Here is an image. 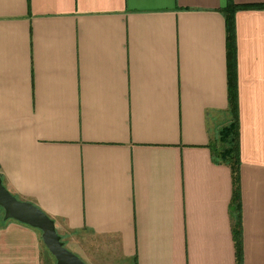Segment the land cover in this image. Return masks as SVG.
Instances as JSON below:
<instances>
[{
	"label": "crops",
	"instance_id": "0c3cea01",
	"mask_svg": "<svg viewBox=\"0 0 264 264\" xmlns=\"http://www.w3.org/2000/svg\"><path fill=\"white\" fill-rule=\"evenodd\" d=\"M228 1L0 0V177L85 264H264V0H232L237 204L212 154ZM40 240L0 215V264Z\"/></svg>",
	"mask_w": 264,
	"mask_h": 264
},
{
	"label": "trees",
	"instance_id": "16d2710c",
	"mask_svg": "<svg viewBox=\"0 0 264 264\" xmlns=\"http://www.w3.org/2000/svg\"><path fill=\"white\" fill-rule=\"evenodd\" d=\"M244 6L236 5L232 0L228 1V11H226V27L228 31V50H229V113L230 122L219 132L218 140L213 141L212 154L216 161L228 164L231 167L232 179L234 182L233 202L238 201V166H239V131L238 113L236 103V64L234 49V13ZM220 147V148H219ZM237 257H239L238 243H236Z\"/></svg>",
	"mask_w": 264,
	"mask_h": 264
},
{
	"label": "water",
	"instance_id": "95a60500",
	"mask_svg": "<svg viewBox=\"0 0 264 264\" xmlns=\"http://www.w3.org/2000/svg\"><path fill=\"white\" fill-rule=\"evenodd\" d=\"M0 208L4 220H14L39 230L46 249L55 258L56 264H85L69 251L58 235L54 220L29 201L16 198L5 187L0 177Z\"/></svg>",
	"mask_w": 264,
	"mask_h": 264
},
{
	"label": "rangeland",
	"instance_id": "374dc122",
	"mask_svg": "<svg viewBox=\"0 0 264 264\" xmlns=\"http://www.w3.org/2000/svg\"><path fill=\"white\" fill-rule=\"evenodd\" d=\"M230 121H228V123H226L225 125L223 124L222 127L219 129L216 137L213 139V141H217L218 140V136H219V132L222 128H224L225 126H227L229 124ZM212 146H213V142H212ZM220 148V147H219ZM3 210L0 208V215L3 216ZM41 235V233H40ZM82 239V237H81ZM41 241V248H42V251L45 255H47V257H49L50 259L54 260L55 258L50 254V252L46 249L45 245L43 244L42 240ZM93 248L96 249V248H101L100 245H98V243H94L92 244ZM67 248V247H66ZM68 249V248H67ZM69 251H71L70 249H68ZM73 252V251H71ZM98 252H101V251H98ZM74 253V252H73ZM76 255V253H74ZM101 255H104L103 252H101ZM78 256V255H77ZM79 257V256H78ZM80 258V257H79ZM81 259V258H80ZM106 259V258H105ZM82 260V259H81ZM115 261V252L112 250V252L110 250H108V259L105 261L106 263H110V264H113Z\"/></svg>",
	"mask_w": 264,
	"mask_h": 264
}]
</instances>
